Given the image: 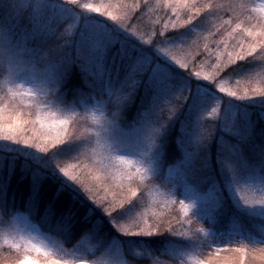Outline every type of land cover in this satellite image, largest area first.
I'll use <instances>...</instances> for the list:
<instances>
[{
    "label": "snow or ice",
    "instance_id": "6c2138e0",
    "mask_svg": "<svg viewBox=\"0 0 264 264\" xmlns=\"http://www.w3.org/2000/svg\"><path fill=\"white\" fill-rule=\"evenodd\" d=\"M87 7V14L104 18L107 27H86L77 17L66 66L83 65L93 84L105 87L97 96L119 91L123 107L140 88L154 96L142 117L143 148L136 155L120 151L110 121L105 135L117 158L94 161L81 151L75 125L33 118L10 105L0 109V264L41 258L30 243L39 230L29 218L61 234L83 229L105 239L118 235L114 245L134 252L135 264H264V239L220 241L204 227L199 233L206 239L194 232L191 226L200 220L192 214L193 201L161 191L149 158L186 105L195 118V148L207 147L219 129L222 139L258 140L264 155V124L225 111L230 100L264 104V0H100ZM52 11L60 17L75 14L56 0ZM198 87L206 91L197 94ZM225 164L234 175L231 159ZM253 184L236 183L235 194L246 206L264 207V194L256 195ZM163 233L192 238L196 245L165 252L143 240Z\"/></svg>",
    "mask_w": 264,
    "mask_h": 264
},
{
    "label": "clouds",
    "instance_id": "9594fccd",
    "mask_svg": "<svg viewBox=\"0 0 264 264\" xmlns=\"http://www.w3.org/2000/svg\"><path fill=\"white\" fill-rule=\"evenodd\" d=\"M71 7L72 16L53 13V0H0V109L11 106L35 118L69 124L82 139L81 151L94 161L117 158L105 135L111 121L117 128L123 115L119 91L81 100L69 99L62 91L66 75V47L77 17L89 12L93 0H56ZM37 31L43 35L36 36ZM42 229L30 241L41 258L32 264H135L116 238L85 230L80 240L86 248L70 251Z\"/></svg>",
    "mask_w": 264,
    "mask_h": 264
},
{
    "label": "trees",
    "instance_id": "16d2710c",
    "mask_svg": "<svg viewBox=\"0 0 264 264\" xmlns=\"http://www.w3.org/2000/svg\"><path fill=\"white\" fill-rule=\"evenodd\" d=\"M71 56V53H69ZM65 94L67 98L73 99L78 94V98L82 101L91 98L94 95L103 93L104 85L102 83L93 84V80L88 70L79 63L72 62L66 66V75L64 79ZM141 88L137 90L136 98L131 104L124 107L121 122H127L129 125L137 122L139 116L144 110L150 107V102L142 99ZM243 112H247V116L240 118L244 121H251L253 117L256 126L264 124V106L251 107L245 106ZM179 120L170 121L165 130L158 138L159 144V165L161 173L165 169L178 166L186 172L188 180L202 190L212 188L215 189V194L218 198V205L216 212L212 217L200 219L199 223L193 224L191 227L194 232L199 233V228L204 227L209 230V235L213 238L223 241L233 237V241L237 242L244 238L264 239V214L257 216L250 214L246 209H239L233 199H231L226 187L220 182L222 179L223 160L225 158L224 152L227 154L228 150L224 147L226 143H230L235 147V152L239 155V162L244 169V172L253 171L264 176V155L261 154L259 149V141H253L250 137L228 136L221 137V130L218 129L217 133L208 142L205 148H195L192 143L185 144L182 142L180 132V123L185 119L184 109L178 116ZM187 145L186 157L182 145ZM235 144V145H234ZM189 149H193L191 152ZM236 154L233 153L234 158ZM185 160L186 163L183 161ZM222 168V169H221ZM220 183V186H217ZM180 199L179 196H176ZM103 216V213H100ZM30 221L42 230L46 229L54 234V239L66 245L70 251H78L86 248V241L79 240L83 229L75 233H59L52 230L50 225H45L39 219H31ZM105 223V220L99 221ZM110 227V225H109ZM114 231V230H113ZM202 239H206L203 233H200ZM118 238V235L116 237ZM144 242L151 245L157 251H179L180 249L193 248L196 242H189L187 238L173 236L169 233H163L153 237L143 238ZM246 243L252 241L245 240ZM167 259V257H161Z\"/></svg>",
    "mask_w": 264,
    "mask_h": 264
},
{
    "label": "rangeland",
    "instance_id": "374dc122",
    "mask_svg": "<svg viewBox=\"0 0 264 264\" xmlns=\"http://www.w3.org/2000/svg\"><path fill=\"white\" fill-rule=\"evenodd\" d=\"M94 3H99L100 0H93ZM154 2V0H153ZM153 19H156V15H153ZM81 20L83 21L84 25L86 27L88 26H94V27H99V28H104L107 27V25L104 22V18L96 19L93 14H85ZM158 56H161L162 59L167 61V57H163L162 54L156 53ZM70 56V54H69ZM199 59V57H198ZM168 63H171V61H168ZM173 67H175L173 65ZM179 71V70H178ZM92 80L94 79L93 74L89 71ZM234 84V79L230 80V85ZM105 90V87H104ZM142 91V99L144 101H148L151 103L152 99H154V96L151 94H148L145 92L143 88H141ZM206 89L203 87H198L197 88V94H202L205 92ZM211 94V93H209ZM220 96H225L226 94L220 93ZM95 95L93 94L92 97ZM245 106H251V107H259V106H264V104L258 102V101H235V100H230L227 101L225 104V111L228 114H231L233 118L236 117H243L247 116V112H243ZM147 110H144L141 115L139 116L137 122L128 124L127 122H121L119 126L116 128L115 135L117 139L120 141V145H118L119 150L122 152H125L127 154H132L136 155L139 154V152L142 150L143 145L141 141V125H142V117L147 114ZM183 109L181 110V112ZM192 112L191 106L186 105L184 109V114H185V119L183 120V123H180V132L182 138V142L186 141L185 144L193 143V136L195 134V118L190 116V113ZM179 116V114H178ZM175 117L173 118L172 121L179 120V118ZM183 144V151L187 155V145ZM235 145V144H234ZM159 144L155 145V147L152 149L150 153V160L152 163V177L154 179V183L160 187L161 191H171L172 194L175 196H179L180 199H188L193 201L194 207L192 208V214L200 219L206 218V217H212L213 214L216 212V207L218 205V198L217 195L215 194V189L213 190L212 188H208L205 190H202L198 186L194 185L191 183L188 178L187 174L185 171L182 170V168L175 166L171 167L169 169H165L163 173H161V168L159 165ZM228 152L227 154L224 152V160H223V165L222 168L225 166L223 170H221L222 174V179L221 177L220 182L221 184L226 187L231 199L235 202V204L238 206L239 209H246L250 214H254L257 216H261L260 214H264V207H249L244 205L239 197L235 194L234 191V185L236 183L239 184H245V183H254L253 187L256 190L255 194L256 195H261L264 194V192L261 191L262 185L260 182H264V176L260 175L258 171L253 172V171H247L244 172V169H241L240 166L241 163L239 162V155L237 152H235V147L230 144L226 143L224 146ZM235 153L236 155L234 158L232 157V154ZM231 159L233 163V169H234V175L233 172H230L225 164V159ZM184 163L185 160L183 161ZM264 162V161H263ZM264 166V164H262ZM221 168V169H222ZM217 186H220V183H217ZM30 221V220H29ZM30 224L32 227L40 229L36 226L35 223L30 221ZM200 229V228H199ZM200 235V233H199ZM189 242H196L192 238H187ZM195 246V244H194ZM192 248H186V249H180L178 252H183V251H188L191 250Z\"/></svg>",
    "mask_w": 264,
    "mask_h": 264
}]
</instances>
